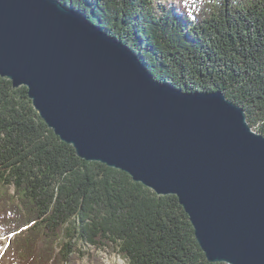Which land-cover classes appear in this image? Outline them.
<instances>
[{
  "label": "trees",
  "instance_id": "1",
  "mask_svg": "<svg viewBox=\"0 0 264 264\" xmlns=\"http://www.w3.org/2000/svg\"><path fill=\"white\" fill-rule=\"evenodd\" d=\"M58 1L118 37L157 80L224 92L264 135V0ZM9 235L11 264H75L80 245L129 264H226L208 261L177 196L78 157L28 88L0 77V239Z\"/></svg>",
  "mask_w": 264,
  "mask_h": 264
},
{
  "label": "water",
  "instance_id": "2",
  "mask_svg": "<svg viewBox=\"0 0 264 264\" xmlns=\"http://www.w3.org/2000/svg\"><path fill=\"white\" fill-rule=\"evenodd\" d=\"M0 77L78 157L177 196L209 262L264 264V135L224 92L157 80L58 0H0Z\"/></svg>",
  "mask_w": 264,
  "mask_h": 264
},
{
  "label": "rangeland",
  "instance_id": "3",
  "mask_svg": "<svg viewBox=\"0 0 264 264\" xmlns=\"http://www.w3.org/2000/svg\"><path fill=\"white\" fill-rule=\"evenodd\" d=\"M253 129L256 131L257 126L253 127ZM13 239L14 237H12V235L0 239L2 243L0 247V264H11L6 251H8L9 241H13ZM79 249L82 250L83 253L76 256L75 264H129L119 254L109 250H95L84 245H80Z\"/></svg>",
  "mask_w": 264,
  "mask_h": 264
}]
</instances>
